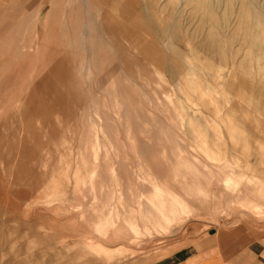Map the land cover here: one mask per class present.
I'll return each instance as SVG.
<instances>
[{"label": "rangeland", "instance_id": "rangeland-1", "mask_svg": "<svg viewBox=\"0 0 264 264\" xmlns=\"http://www.w3.org/2000/svg\"><path fill=\"white\" fill-rule=\"evenodd\" d=\"M132 1L0 0V264L264 234V96Z\"/></svg>", "mask_w": 264, "mask_h": 264}, {"label": "bare ground", "instance_id": "bare-ground-1", "mask_svg": "<svg viewBox=\"0 0 264 264\" xmlns=\"http://www.w3.org/2000/svg\"><path fill=\"white\" fill-rule=\"evenodd\" d=\"M176 1L165 0L160 4L161 0H147L145 6L157 3L161 13L168 11L165 18L158 15L155 19L161 26L178 29L181 25H194L196 29L191 36L200 38L197 51H206L218 61V68L230 65V80L254 89V95L261 100L264 89L254 88L253 81L264 84V0H180L182 8L191 9L190 13H180ZM132 2L138 4V0ZM169 49L170 53L177 52L172 46Z\"/></svg>", "mask_w": 264, "mask_h": 264}, {"label": "crops", "instance_id": "crops-1", "mask_svg": "<svg viewBox=\"0 0 264 264\" xmlns=\"http://www.w3.org/2000/svg\"><path fill=\"white\" fill-rule=\"evenodd\" d=\"M5 252L0 244L1 259ZM151 264H264V234L233 238L221 232L208 233L196 244L176 249Z\"/></svg>", "mask_w": 264, "mask_h": 264}, {"label": "water", "instance_id": "water-1", "mask_svg": "<svg viewBox=\"0 0 264 264\" xmlns=\"http://www.w3.org/2000/svg\"><path fill=\"white\" fill-rule=\"evenodd\" d=\"M210 233H213V231H210Z\"/></svg>", "mask_w": 264, "mask_h": 264}]
</instances>
